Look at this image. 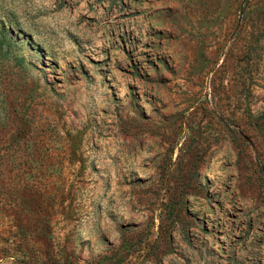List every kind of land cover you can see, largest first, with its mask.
Listing matches in <instances>:
<instances>
[{
	"label": "rangeland",
	"instance_id": "obj_1",
	"mask_svg": "<svg viewBox=\"0 0 264 264\" xmlns=\"http://www.w3.org/2000/svg\"><path fill=\"white\" fill-rule=\"evenodd\" d=\"M7 145L0 264H264V0H0Z\"/></svg>",
	"mask_w": 264,
	"mask_h": 264
},
{
	"label": "trees",
	"instance_id": "obj_2",
	"mask_svg": "<svg viewBox=\"0 0 264 264\" xmlns=\"http://www.w3.org/2000/svg\"><path fill=\"white\" fill-rule=\"evenodd\" d=\"M2 32V36H3V38L4 39H7V42H9V37H7L8 35H7V33L5 32V30H2L1 31ZM9 144V143H8ZM9 146L7 145L6 146V149H5V151H4V153L3 154H0V160H1V158H3V157H5L6 159L9 157Z\"/></svg>",
	"mask_w": 264,
	"mask_h": 264
}]
</instances>
